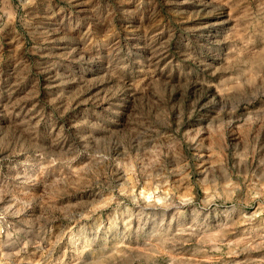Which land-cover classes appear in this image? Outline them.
I'll use <instances>...</instances> for the list:
<instances>
[{
    "label": "rangeland",
    "instance_id": "rangeland-1",
    "mask_svg": "<svg viewBox=\"0 0 264 264\" xmlns=\"http://www.w3.org/2000/svg\"><path fill=\"white\" fill-rule=\"evenodd\" d=\"M0 264H264V0H0Z\"/></svg>",
    "mask_w": 264,
    "mask_h": 264
}]
</instances>
